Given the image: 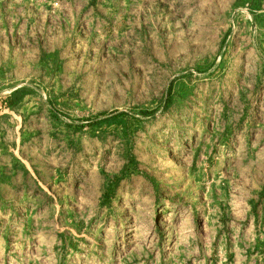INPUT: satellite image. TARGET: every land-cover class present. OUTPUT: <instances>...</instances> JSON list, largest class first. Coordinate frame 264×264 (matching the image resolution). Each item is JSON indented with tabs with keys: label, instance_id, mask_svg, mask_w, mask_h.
<instances>
[{
	"label": "rangeland",
	"instance_id": "rangeland-1",
	"mask_svg": "<svg viewBox=\"0 0 264 264\" xmlns=\"http://www.w3.org/2000/svg\"><path fill=\"white\" fill-rule=\"evenodd\" d=\"M0 264H264V0H0Z\"/></svg>",
	"mask_w": 264,
	"mask_h": 264
},
{
	"label": "trees",
	"instance_id": "trees-1",
	"mask_svg": "<svg viewBox=\"0 0 264 264\" xmlns=\"http://www.w3.org/2000/svg\"><path fill=\"white\" fill-rule=\"evenodd\" d=\"M17 99L15 98H11L8 100V105L9 106H12L16 103ZM145 113H148V112H145ZM151 114H154V111L151 112ZM125 115V113L123 112H118V113H115L113 114L110 118H106V119H96V121H93V122H98V124H102V123H105V122H109V123H119L121 122V117H123Z\"/></svg>",
	"mask_w": 264,
	"mask_h": 264
},
{
	"label": "crops",
	"instance_id": "crops-1",
	"mask_svg": "<svg viewBox=\"0 0 264 264\" xmlns=\"http://www.w3.org/2000/svg\"><path fill=\"white\" fill-rule=\"evenodd\" d=\"M24 95H25V93L23 92L22 89H16V90H14L8 97L5 98V100H4V106H9L7 102L10 99V97L11 98H14V99L16 98L17 99L16 103H17V102H20L21 100H23ZM14 105H12V106H14Z\"/></svg>",
	"mask_w": 264,
	"mask_h": 264
}]
</instances>
